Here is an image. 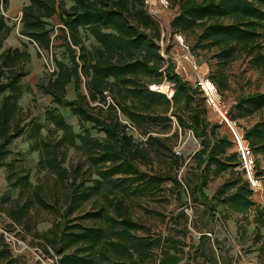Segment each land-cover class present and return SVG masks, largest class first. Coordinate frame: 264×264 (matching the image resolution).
I'll return each mask as SVG.
<instances>
[{"label":"trees","instance_id":"trees-1","mask_svg":"<svg viewBox=\"0 0 264 264\" xmlns=\"http://www.w3.org/2000/svg\"><path fill=\"white\" fill-rule=\"evenodd\" d=\"M69 2L26 0L16 27L6 17L10 0H0V168L6 169L7 187L18 190L19 195L34 189L24 170H15L12 162L5 161L11 143L25 132L20 125L24 118L19 119L23 110L18 101L22 93L21 81L29 74L26 67L31 65L33 56L42 58L39 51L48 53L51 50L54 71L48 73L44 68L47 80L35 84L38 93L49 98L50 104L55 106L45 110L42 116L51 129L43 137L41 125L30 122L26 140L29 149L38 154V167L54 176L60 185L66 181H70L69 186L75 185L70 171L63 166L70 150L81 151L89 168L96 169L75 185L74 203L85 202L102 190L111 195L118 189L125 192L127 182L135 185V195L156 190L164 181L173 184L178 198L181 189L187 194L176 177L148 179L135 165L141 157L140 140L160 145L151 137L152 127L168 125L171 120L167 113L172 110L179 126L189 129L200 142V150L193 155L198 164L197 183L190 193L202 207L203 224L213 219L212 212L218 205L237 213L255 208V222L264 225L262 212L241 179L227 181L217 189L212 198L216 205L202 193L204 174L209 171L221 174L233 169L236 154H227L229 141L219 138L215 127L203 120L204 111L197 99L201 92L186 79L184 70L167 61L166 68L161 71L165 62L159 54L160 29L148 15L143 1ZM169 6L171 9L167 11L166 1L158 0L159 14L170 12L174 15L167 24L171 38L199 31L197 43L202 50L217 49L214 58L219 67L244 54L252 58V67L264 71V55L259 44L264 38V0H202ZM54 17L58 20L56 29L51 22ZM15 27L19 47H5ZM54 37L57 39L53 40ZM24 38L27 43L22 40ZM28 46H33L35 51L28 50ZM171 47L169 44L168 49ZM64 55L65 59L59 58ZM213 76L209 75L210 81L219 92L228 88L222 72L217 71ZM163 82L174 90L171 100L149 90L150 86ZM70 88L75 95L73 100L67 98ZM58 109L68 111L77 120L81 133H74ZM177 110L188 111L190 121L181 120L176 115ZM234 110L248 114L264 110V94L240 97ZM243 132L249 149L255 154H264V121ZM93 133L103 137H94ZM172 159L178 165V158L172 156ZM88 182L91 185L85 186ZM112 205L114 216L103 209L80 213L82 215L76 220H90L92 226L82 223L69 226L67 218L76 207L67 205L56 225L36 235L45 247V256H59V264H195L194 253L203 247L206 238L200 237L196 245L191 239L188 244L171 242L156 256L154 243L135 236L137 224L124 214L122 200ZM0 211L17 226H23L22 219L29 215L25 204L21 205L19 199H10L8 195L0 197ZM180 217L187 222L183 212ZM185 248L188 251L185 252ZM2 253L0 251V256Z\"/></svg>","mask_w":264,"mask_h":264},{"label":"rangeland","instance_id":"rangeland-1","mask_svg":"<svg viewBox=\"0 0 264 264\" xmlns=\"http://www.w3.org/2000/svg\"><path fill=\"white\" fill-rule=\"evenodd\" d=\"M165 1L168 5L167 11H170L169 5L171 4H182L188 1L199 3L202 0ZM167 13L169 14L167 15ZM167 13L161 12L159 14L165 24H168L174 17L173 13ZM10 23H14L17 27L15 21ZM16 27L12 32L11 42L5 47L19 43ZM56 32L55 30L54 34ZM164 34V45L172 44V47L167 52L164 47L163 55L166 57V61L175 62L177 57H181L188 51L200 71L207 72L211 76L217 75V71H219L226 76L228 83L226 90L219 92L217 86H215L218 92L219 104L215 101L211 103L202 93L197 96V99L202 104L199 107H201V111H204L202 118L205 123L210 127H215V132L219 138L229 141L230 147L226 150L227 154H235L236 145L233 136L237 135V131L239 133L243 132L256 123L264 121V110L253 114L239 113L234 110V106L240 97L256 93L264 94V71L252 67V58L244 54L240 55L236 60L219 67L214 58L217 49L202 50L197 43V38L200 35L199 31L189 34L181 33L172 38L168 30ZM55 39L57 37L53 38V40ZM22 40L27 43L25 38ZM259 44L262 47L260 52L264 55V38L259 40ZM28 50L35 51L33 46H28ZM60 57L62 59L66 58L65 55ZM26 70L29 71V74L21 81L22 93L18 101V106L23 110L19 119L24 118L20 125L24 126L25 132L9 146L10 154L5 162H12L15 170H24L34 189L19 195L18 190L7 187L5 180L6 169L0 168V197L8 195L10 199H19L21 205L25 204L27 206L29 214L22 219L23 223L21 224L23 226H17L5 216L4 211H0V251L3 252L0 256V264H59V256L55 254H52V258L45 256L43 251L45 247L41 244V240L36 238V235L45 233L56 225L60 221V215L67 205L76 207L75 211L67 218L69 226L76 223L92 226L93 223L90 220L81 222L76 220L79 215H82L80 213L103 209L114 216L112 204L117 200H122V205L125 208L124 214L137 224L138 228L134 231L135 236L154 243L153 250L156 256L159 255L161 248L167 249L171 242L180 241L188 244L189 239H191L193 244L196 245L199 238L204 237L207 241L201 249L194 253L195 264H264V225H259L257 234L252 240L246 235L245 238L238 240L231 236L229 228L224 221L240 215L244 219L255 217V208L244 213H237L217 205L214 212H212L213 219L211 220L220 224L219 233L204 230L201 221L202 207L190 193L197 183L198 164L194 160L193 155L200 150V142L194 138L193 134L192 138L188 135L189 129H183L179 126L177 117L172 116V110H169L167 116L169 119L173 117L174 120L170 119L171 121H169L168 125L152 127L151 137L157 139L160 145L152 141L145 144L144 141L140 140L143 145L141 157L137 158L135 165L140 171L144 172L148 179L154 176L176 177L187 190V194L182 193L181 189L179 191L181 196L178 198L173 184L170 181H164L156 190L145 191L140 195H135L133 193L135 185L127 182L125 184V192L118 189L111 195L107 193V190H102L98 194L91 195L85 202L74 203L75 195L73 191L75 185L83 182L87 178V173H93L96 169H90L86 163V156L81 151L75 150H70L67 153L63 165L70 171V178L75 180L74 186H69L70 181L60 185L56 182L54 176L49 175L38 167V154L29 149V143L26 140L28 127L30 122L41 125V135L46 137V131L51 129V125L46 123L42 116L45 110L55 106L50 104L49 98L40 95L35 88L37 82L46 81L48 78L43 72V59L36 58L31 65L26 67ZM67 98L69 100L75 99L72 88H70ZM107 100L110 101L109 98ZM177 109H181V107H177ZM220 110L234 124L233 129H229L220 118L217 112ZM58 111L64 116L66 122L72 126L74 133H81L77 120L70 116L68 111L64 109H58ZM222 111H220L221 114H223ZM176 115L184 122L190 121L191 116L188 111L177 110ZM92 135L99 138L103 137L100 134L93 133ZM134 141L137 143L139 140ZM176 146L182 147L181 155L177 156L178 165H175L172 159V156L174 157L173 149ZM252 153L255 172L260 180L261 190L257 196H252L251 199L262 212V218H264V154ZM92 179L97 178L92 176ZM237 179H241V176L236 166L221 174L209 171L204 174L202 193L210 203L216 205L212 198L217 189L227 181ZM90 185V182L85 184V186ZM2 209L5 210L6 206H3ZM185 211L187 213L191 212L189 213L190 216ZM181 212L186 215V223L180 217ZM231 222L229 221L228 223L231 224ZM47 251L51 253L49 248H47ZM186 251H188L187 248H185ZM235 254L236 260L231 258ZM253 256L256 261L250 260ZM241 259L245 260L246 263Z\"/></svg>","mask_w":264,"mask_h":264},{"label":"built area","instance_id":"built-area-1","mask_svg":"<svg viewBox=\"0 0 264 264\" xmlns=\"http://www.w3.org/2000/svg\"><path fill=\"white\" fill-rule=\"evenodd\" d=\"M142 1L146 8L148 15L153 21H155L158 24L159 29H160L159 54L165 62V66L161 70L163 71L167 65L166 57H164L163 55L164 47L166 48V52L168 51L167 50L168 45L166 44L164 45L163 43L164 35H165L164 32L168 30L167 24H165L162 17L158 13V0H142ZM20 18H21V13L18 15V18L15 19V22L19 23ZM39 53L42 55L45 70L48 73H53L54 66L52 63L51 50L48 53H41L40 51ZM174 63L176 67H180L184 70L186 79L192 82L193 84H195L199 88V91L203 95H205V97L208 98V100L211 103L215 101L217 104H219L218 92H217L216 87L210 81L209 73L200 71V68L196 66L195 62L193 61L191 57V54L188 51H186L183 55H181V57H177ZM164 85L167 88L165 91L162 92L160 88L161 86H164ZM149 90L151 92L164 95L168 100H171L174 94V90L171 87H169L168 84H166V82H163L161 85H152L149 87ZM220 111H217V112L220 114ZM170 119L174 120L173 117H171ZM129 128L130 130L135 132V129L133 127H129ZM192 134L193 133L189 130L188 135L191 138H192ZM238 134L240 135V138L234 137V143L236 145V149H235L236 167L238 171L240 172L242 181L245 184H247L248 188L250 189L252 193V196L255 197L259 194L261 190V184L255 172L254 156H253L252 151L249 149L247 142L244 139V132H240V133L238 132ZM181 152H182V147L180 146H176L173 149V154L176 157L180 156ZM185 212L188 216H190L189 213L191 212L189 213H187V211Z\"/></svg>","mask_w":264,"mask_h":264},{"label":"crops","instance_id":"crops-1","mask_svg":"<svg viewBox=\"0 0 264 264\" xmlns=\"http://www.w3.org/2000/svg\"><path fill=\"white\" fill-rule=\"evenodd\" d=\"M66 3H70L69 0H65ZM26 4V0H10L9 3V9L7 12V16L9 19H11L12 21H15V19L18 18V15L21 13V8L23 7V5ZM14 15V16H13ZM51 22L55 25V28L58 26V20L56 17H54ZM17 27H18V23L16 22ZM13 36V34H12ZM12 36L8 39V41L6 42L7 44H9L11 42V38ZM12 47H19V43H17V45H13ZM36 60V57H32L31 59V63ZM249 211V210H248ZM251 213V212H250ZM227 227L229 228V231L231 233V236L235 239H242L245 238V235L250 238L251 240L256 236L257 234V229L259 228V225L255 222V217H251V218H241V215L239 217H233V219H227L224 220ZM232 221L231 224H229L228 222ZM203 228L205 231L207 232H214V233H219L220 230L219 226L220 224L217 221H213V220H209L207 221V225L203 224ZM247 238V239H248ZM231 258H233L234 260H236V254L232 255ZM255 257L253 256L250 260H255ZM244 263L245 260L241 259Z\"/></svg>","mask_w":264,"mask_h":264},{"label":"bare ground","instance_id":"bare-ground-1","mask_svg":"<svg viewBox=\"0 0 264 264\" xmlns=\"http://www.w3.org/2000/svg\"><path fill=\"white\" fill-rule=\"evenodd\" d=\"M166 86L164 85V86H161V88H160V90L163 92V91H165L166 90ZM219 114V113H218ZM219 116H220V118L223 120V122L226 124V126L229 128V129H233L234 128V126H233V124L231 123V121H229V119L225 116V115H223V114H219ZM233 137H237V138H240V135L238 134V132H237V135H235V136H233Z\"/></svg>","mask_w":264,"mask_h":264}]
</instances>
